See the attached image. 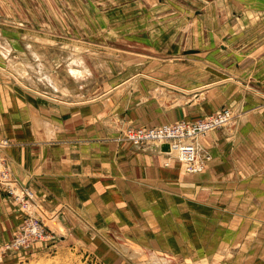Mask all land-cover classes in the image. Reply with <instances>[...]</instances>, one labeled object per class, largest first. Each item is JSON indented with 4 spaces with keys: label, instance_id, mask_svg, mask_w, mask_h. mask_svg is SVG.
<instances>
[{
    "label": "crops",
    "instance_id": "obj_1",
    "mask_svg": "<svg viewBox=\"0 0 264 264\" xmlns=\"http://www.w3.org/2000/svg\"><path fill=\"white\" fill-rule=\"evenodd\" d=\"M165 1L117 0L121 31L114 33L116 50H152L158 56L149 58L169 62L192 54L223 74L213 75L207 65H184L189 76L185 86L152 72L160 67L174 74L182 65H160L162 61L152 59L150 75L136 73L143 60L123 59L117 52L120 59L109 67L115 75L107 82L106 70L100 71L105 62L89 64V56L98 54L91 48L81 53L56 48L48 65L33 44L21 40L15 47L0 41V158L5 157L16 186L28 185L47 213L63 209L54 219L57 223H67L68 214L89 228L100 229L108 222L128 228L134 241L138 229L149 245L154 240L178 259L264 264V123H249L246 115L202 137L200 145L212 158L197 174L185 173L176 161L164 165L172 154L160 147L139 150L116 140L128 123L153 122L140 115L147 106L133 101L137 82H146L150 90L144 95L163 110L176 106L189 120L215 111L217 100L225 98L218 90L231 84L264 101L259 94L264 95L263 85L245 76L263 57L255 55L260 43L252 44L258 49L249 55L248 35H239L237 42L228 35L233 7L221 12L219 0H194L205 6L179 14L177 0ZM189 3L194 6L193 0ZM158 6L165 9L154 14L150 8ZM5 32L13 41L9 36L15 31ZM188 50L193 52L186 54ZM77 71L79 75L72 73ZM117 74L123 75L118 81ZM8 194L0 186V245L13 238L25 214L24 205ZM95 231L108 244L123 239ZM250 244H257L254 250Z\"/></svg>",
    "mask_w": 264,
    "mask_h": 264
},
{
    "label": "rangeland",
    "instance_id": "obj_2",
    "mask_svg": "<svg viewBox=\"0 0 264 264\" xmlns=\"http://www.w3.org/2000/svg\"><path fill=\"white\" fill-rule=\"evenodd\" d=\"M162 1L163 5H166V1ZM188 1L189 0H177L176 6L182 7V9L175 8V10L178 11L179 14L184 13V11L191 13L193 12V8H202L205 6H199L198 4H195L193 0L194 6L190 7V3L188 6ZM219 1L221 12L225 11V7H227V5L233 7L232 10H230L229 14L233 19L232 21L234 22L233 26H231L229 29L228 35L230 34L231 36H236L234 42L238 41V39L240 38L239 35L243 33H245V35H248V38L250 40L248 53L249 55H252L258 49L256 47L253 48L252 46L257 45L258 42L260 43L259 51H257L255 55L262 54L263 57L257 60L253 64V67L251 66L250 70L245 72V76H249L248 79L251 81H258L263 85L264 88V45L262 44L264 43V0H246L254 1L251 5H239V3L237 5V2L235 0ZM159 2L160 0H157V4H159ZM167 6L170 7V10H174L173 8H171L170 3L167 4ZM150 9L154 14H157L165 8H163V6L161 8L158 6L152 7ZM5 29H10L11 33L15 31L13 36H9L12 39L14 38L15 40H8V38L6 37L7 32H5ZM119 31L121 30H117V0H0L1 42H9L11 44H14L16 47L18 46V42H20L21 40H23L24 42L27 41L33 44V47L40 52L45 63H47L48 65L52 62V57L50 56L52 54L56 55V48H58L59 50L72 49L75 50L74 52L76 53L83 52V49L85 48H91L98 51V54H90V63H88H95V65H97V61L99 59L103 60L106 67L101 66L100 71L106 70L105 73L107 75L105 76H107V82H111L113 80L112 77L115 75L113 73V68L109 69V67L111 65H114V59L116 57L118 60L120 59V57H122L123 59H127L129 57H137V59L139 58V61L143 60L141 62V66H134L138 71L136 73L143 71L144 73L150 75V68L152 67L151 62H153L151 60L153 59L154 61H162V59L153 57L156 52L152 53V50L143 49V53H134L121 50L117 51L116 49L119 45L117 43V35H115L114 33L117 34L119 33ZM219 48L220 47H218L217 45L216 50L218 52L220 51ZM117 52L120 53V57L118 56ZM144 54H147L149 56ZM151 55L153 56L149 58ZM209 57L210 55L208 56V58ZM257 57L258 56H256L255 58ZM175 59L177 60H170V62L168 60L162 61L160 65H167L168 63H176L182 65V67L173 69V71H176V78L174 77L175 73L171 74L170 72H167V70L166 72H163L160 67L156 68L152 72H156V75L158 76H162V74H164L166 76V79L185 86V83L189 82L186 81L189 76L186 75L187 69L184 68V65H187L188 67L194 64L202 66L207 65V68L210 71H214L213 75L224 73L221 69L214 68L213 66L202 61V59L197 58V56L194 57V55L192 54ZM144 61L149 62L146 65ZM178 74L182 76H179ZM64 76L65 74L60 75V79ZM119 76L123 75L117 74V81L120 80L118 79ZM140 83L137 82V85L134 87V89L131 88L132 91H134L136 97L133 101H136V103L141 102L142 105L147 106V111L144 110L146 109L144 108L143 110L145 112L140 113V115H145L147 119H152L153 122L148 125L143 123H128V125L120 130L116 135L117 142H128V144L137 147L139 150L150 148V144L141 143V145H135L133 143H130V140L126 138V135L127 133H129V131H133L137 128H154L162 125L174 124L177 122H197L198 120H203V118L205 119L210 114L217 113L218 111L222 112L225 109H229L230 112L234 114V122H236V120L238 119H242L247 115V119H250L249 123H264V101H262V99L258 98L252 93H248L246 92V90H243L233 84H231V86L225 87L223 90H218L220 93L221 91H225L223 93L227 95L219 93L220 96L224 95L225 98L222 96L223 98L221 100H217L218 107L214 109L215 111L207 115H202L196 119L189 120V117H183V111L176 106L171 109L163 110L157 100L151 98L150 96L148 97L144 95L148 94L146 91V89L148 88L146 82L141 81ZM250 85L255 86L252 84ZM227 98L229 99L227 100ZM172 104L173 103H171L170 105ZM136 114L138 115V113ZM251 119L255 120L253 121ZM227 124L223 125L220 128L225 127ZM208 134L206 133L202 136L200 135L199 137H197L201 139ZM8 143L9 145L11 143L9 139ZM3 149L4 148H2V150ZM199 154L201 155V158H204L199 159L200 161L204 160V166L201 171L199 170L190 172L189 170H187L186 166H184V162L180 161V159L177 158L176 154L168 155L167 158H169L170 162L165 160L164 165L167 166L176 161L181 167H183L184 172L187 174L202 173L209 167L212 154L203 146H199ZM0 166L2 167V169L8 168L5 157L2 155L0 158ZM1 179L2 181H0V186H2L7 192H9L8 195L10 197H12L13 195V199L16 200L15 198L17 195H19L20 192L18 191L17 194L11 193L8 183L10 182L15 185L17 184L13 182L14 178L10 175V172L9 176L8 174H6V177H3ZM24 186L26 189H29L33 193L32 195L34 198V202L30 203L26 207H22L25 214L12 239L14 240L15 236H17V234L25 228H28V232H30L32 229V224L36 225L37 233H31V239L27 240L26 243L18 245L16 249L13 248L10 250H6L3 247L6 244L12 242V239V241L10 240L9 242L1 244L0 264H247L250 261L252 263V260L246 262L240 259H212L203 261L178 259V257H175L173 253H168V251L162 250V247H160L162 245L154 242V240L149 245L145 241V238L140 237L141 233L136 228V237L138 239H134L137 242L132 239L131 234L127 230L128 228L123 229L120 227H113L112 224L108 222L100 229H94L91 227L89 228L76 219H70L73 218V216H71L70 214H68L67 223L62 220L61 222L57 223L54 219L56 218V216L64 214L63 209L59 207L47 213L43 208L44 205H40L37 196L34 195V192L30 189V187L28 185ZM92 220L93 224L95 225V218L93 217ZM140 222L142 223V221ZM103 224L104 222L99 223V225ZM95 230H101V232L106 231L111 235L112 238L115 239V234L123 235V239L119 240L117 238V241H119L120 245L119 243L108 244L103 241V239L97 236L98 234ZM256 245L257 244H250L249 250H254ZM174 248L178 249V245L174 246ZM234 248L235 249L232 254H236L237 252L236 247ZM249 254L252 255L253 252H249ZM153 259H155L156 261ZM254 261V264L259 263L257 260Z\"/></svg>",
    "mask_w": 264,
    "mask_h": 264
},
{
    "label": "built area",
    "instance_id": "obj_3",
    "mask_svg": "<svg viewBox=\"0 0 264 264\" xmlns=\"http://www.w3.org/2000/svg\"><path fill=\"white\" fill-rule=\"evenodd\" d=\"M230 116H232L230 110L225 109L222 112L218 111L217 113L210 114L205 119L198 120L197 122H177L154 128H137L133 131H129L126 138L135 145H141V143L152 144V142L166 143L168 141H174L176 146L178 145L181 148V152H179L181 157L179 159L184 162L186 169L190 172L199 171L203 168L204 162L199 160L203 159L200 154L199 158L197 157L199 148L194 144L195 139L197 136L204 135L212 129L227 124ZM0 177H6L5 168L0 170ZM20 198H22L21 195H17L15 199L19 200ZM20 203L23 204L26 203V201L21 199ZM31 233H37L34 224H32L30 232H28V228L20 231L12 242L4 246V249L10 250L18 247L20 244L26 243L27 240L31 239Z\"/></svg>",
    "mask_w": 264,
    "mask_h": 264
},
{
    "label": "bare ground",
    "instance_id": "obj_4",
    "mask_svg": "<svg viewBox=\"0 0 264 264\" xmlns=\"http://www.w3.org/2000/svg\"><path fill=\"white\" fill-rule=\"evenodd\" d=\"M236 2H237V5H238V3H239V5L240 4H246V5H251V4H253L252 2H254V1H246V0H235ZM260 4H262V3H260ZM252 6H254V5H252ZM250 9V8H249ZM241 10H243V9H241ZM42 71H45V70H42ZM73 74H75V75H79V71H77V72H72ZM43 75H44V72H43ZM46 76V75H45ZM254 91H256V90H254ZM256 92H258V91H256ZM259 93V92H258ZM260 94V97H262L263 98V100H264V95L263 94H261V93H259ZM262 95V96H261ZM231 113V112H230ZM231 115L232 116H230V119L228 120V123H230L232 120H233V118H234V114L233 113H231ZM204 119V118H203ZM220 128V127H219ZM219 128H215V129H219ZM212 130H214V129H212ZM212 130H210V131H212ZM209 131V132H210ZM209 132H207V134L209 133ZM202 136V135H201ZM199 137V136H198ZM196 138L195 139V145H197V147L199 148V146H201L200 145V142H199V138ZM128 141V140H127ZM131 143V142H130ZM163 144H167L168 145V150H166L168 153H170V154H172V155H177V158H180L181 157V154L179 153V152H181V148L177 145L176 146V144L174 143V141H168V142H166V143H162V142H155V143H153L152 142V144H150V148L151 149H153V148H161V146L163 145ZM161 150V149H160ZM202 150V149H201ZM201 152V151H200ZM203 153V152H202ZM201 154V153H200ZM179 156V157H178ZM201 156V155H200ZM197 157L199 158V153L197 152ZM204 159V158H203ZM181 160V159H180ZM182 161V160H181ZM204 161V160H203ZM183 162V161H182ZM0 170H2V167L0 166ZM202 170V169H201ZM200 170V171H201ZM6 174H7V171H6ZM6 179V178H5ZM11 180V179H10ZM0 181H2V179L0 178ZM3 181H5V180H3ZM7 181V180H6ZM14 182V181H13ZM8 183V182H7ZM9 184V189H10V191H11V193L13 194V193H18V191L20 192L19 193V195H21V197L22 198H20L18 201H21V199L22 200H24V201H26V203H23V205L26 207L27 205H29L30 203H32L33 202V193L29 190V189H26L25 187H21V188H19V187H17L15 184H12V183H8ZM30 214V213H29ZM35 216V215H34ZM50 217V216H49ZM30 219V218H29ZM36 219V218H35ZM26 220V219H25ZM28 223V222H27ZM41 224V223H40ZM30 226V225H29ZM36 226V225H35ZM24 227H25V225H24ZM32 227V226H31ZM39 228V227H38ZM45 228V227H44ZM43 228V229H44ZM47 230V229H46ZM18 232V231H17ZM99 233V232H98ZM100 234V233H99ZM41 237V236H40ZM44 239V238H43ZM13 240V239H12ZM11 240V241H12ZM33 240V239H32ZM41 240V239H40ZM104 241V240H103ZM26 245V244H25ZM113 246V245H112ZM4 247V246H3ZM113 248V247H112ZM16 249V248H15ZM117 249V248H116ZM117 251V250H116ZM125 252V251H124ZM127 255V254H126ZM151 256V255H150ZM149 256V257H150ZM152 257V256H151ZM150 257V258H151ZM146 260V259H145ZM149 260V259H148ZM153 260H155V259H153ZM152 260V261H153ZM147 261V260H146ZM156 261V260H155ZM153 263H155V262H153ZM151 264V263H150ZM159 264V263H158Z\"/></svg>",
    "mask_w": 264,
    "mask_h": 264
},
{
    "label": "water",
    "instance_id": "obj_5",
    "mask_svg": "<svg viewBox=\"0 0 264 264\" xmlns=\"http://www.w3.org/2000/svg\"><path fill=\"white\" fill-rule=\"evenodd\" d=\"M191 52H193V51L192 50H188L185 53H191ZM160 149H161V151H166V150H168V145L167 144H163Z\"/></svg>",
    "mask_w": 264,
    "mask_h": 264
}]
</instances>
